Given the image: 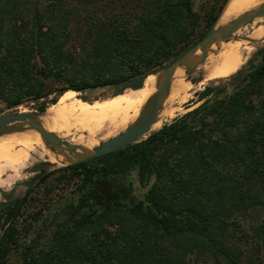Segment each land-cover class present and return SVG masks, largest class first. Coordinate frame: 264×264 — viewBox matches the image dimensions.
<instances>
[{"label": "trees", "instance_id": "16d2710c", "mask_svg": "<svg viewBox=\"0 0 264 264\" xmlns=\"http://www.w3.org/2000/svg\"><path fill=\"white\" fill-rule=\"evenodd\" d=\"M227 2L0 0V101L44 113L66 93L118 95L201 39ZM194 94L138 142L47 171L21 195L1 190L0 264H264V38ZM69 183L75 198L61 195Z\"/></svg>", "mask_w": 264, "mask_h": 264}, {"label": "bare ground", "instance_id": "6f19581e", "mask_svg": "<svg viewBox=\"0 0 264 264\" xmlns=\"http://www.w3.org/2000/svg\"><path fill=\"white\" fill-rule=\"evenodd\" d=\"M263 2L264 0H229L220 13L216 24L226 23L239 13L250 8L258 7ZM259 20L263 19L254 18L248 24L242 26L236 33L231 34L230 37L212 44L208 48L203 62L192 67L191 72L186 76L185 72L187 71V67L182 65L177 66L172 73L167 92L161 102V107L157 111L155 120L149 130L157 129L161 121L164 120V117L174 116L173 112L178 109H176L177 107H172V105L177 101L185 100V97L189 95V91L197 84L216 79L222 74L235 72L243 64L245 57L251 51V46H248L246 43V38L251 40L260 38L264 34V24L254 30L252 29L249 33H240L247 25L252 23L254 26ZM195 54H198V52ZM188 78H199V80L192 83ZM155 80L156 75L149 74L139 88L124 89L121 92L126 91L124 101L123 99L120 100V98H117L115 106L110 109L88 107L82 103L83 105L80 106H70L38 113L33 118L51 131L53 130L49 126L53 124L56 131L67 132L69 130L80 133V137L77 140L79 142L77 143L81 142L82 146L91 147L97 144L98 141L103 140L104 137L114 135L117 131L123 130L133 122L138 112L153 97ZM28 132L26 130L9 132L13 133L15 137L6 141L20 145L25 151L22 148L15 149L14 147H5L0 150V157L4 158L0 160L5 162L4 166H0V170L10 172L5 179H2L0 176V188L7 186L9 183H13L10 181L14 179L29 159V150L40 158L44 157V159L56 166L73 158V154L71 153H59L47 149L37 133L32 134ZM4 134H0V136ZM4 141L0 140V143Z\"/></svg>", "mask_w": 264, "mask_h": 264}, {"label": "water", "instance_id": "95a60500", "mask_svg": "<svg viewBox=\"0 0 264 264\" xmlns=\"http://www.w3.org/2000/svg\"><path fill=\"white\" fill-rule=\"evenodd\" d=\"M261 17H264V2L258 7L250 8L239 13L226 23L217 25L215 21L214 25L201 39L188 47L174 59L162 65L156 71L144 74L129 83V85L124 89H137L142 85L147 75H156L155 92L153 97L150 102L138 112L133 122L116 134L98 141L94 146L85 147L61 139L56 132L48 130L33 118V115L36 112L17 111L1 114L0 134L27 129L32 130L34 133L39 135L47 149L57 151L59 153L67 152L73 154V158L65 163H62L61 166L81 162L138 142L141 140L142 136H144L143 138L146 137L151 124L155 120L157 111L161 107L162 99L167 92L174 69L179 65L186 66V76L191 72L192 67H195L203 62L206 57L207 50L212 44L230 37L231 34L238 31L252 19ZM262 36L264 38V34ZM246 40L254 41L248 38H246ZM196 52H198V54H195ZM188 80L194 83L198 81L199 78H188ZM48 164L52 163L46 160L40 164L38 170L29 178V185L34 183L42 174L46 172L44 166Z\"/></svg>", "mask_w": 264, "mask_h": 264}, {"label": "rangeland", "instance_id": "374dc122", "mask_svg": "<svg viewBox=\"0 0 264 264\" xmlns=\"http://www.w3.org/2000/svg\"><path fill=\"white\" fill-rule=\"evenodd\" d=\"M206 1H208V0H193V8L195 10H198L199 11L200 6L203 5L204 2H206ZM228 2H229V0H228ZM227 3H226V5H227ZM225 6H224V8H225ZM261 19H263V20L257 21V23H255L254 26L252 25V23L249 24L250 26L247 25L242 30V32L240 34L249 33V32L252 31V29L254 30L257 27H261V25L264 24V17H261ZM262 41H263V36H261L260 38L254 40V41H247L246 42L248 44V46H251V51L249 52L248 56L245 57L244 62H243V64L241 66H245L246 60H248V59H250L252 57L253 53L262 45ZM215 53H217V52H215ZM229 75L230 74H222L219 77H217L216 79L207 80V81H205V82H203L201 84L200 83L197 84L192 90L189 91V93H188L189 95H187L185 97V100L184 99L182 100L183 102L182 101H177L178 103L175 102L172 105V107H174V108L177 107L176 109H178V110H175L173 112V115L174 116H172V117H164V120L161 121V123L159 124V127L163 123H168L172 118H174V117H176V116L184 113L185 111L189 110L190 108L194 107L198 103V102L195 101L196 100V96H195L194 93L197 90L202 89V86H204L205 84H208L209 82H213V84H216L217 82H219V80H223L225 77H227ZM113 90H114V88H112V87H101V88L94 89V90H90V91H86V92H75L76 95L74 93H66L65 96H64V98H63V100H62L63 101V106L61 108H67V107H70V106H80V105H83V104L84 105L98 106V107H102V108H106V109L113 108L115 106V102H116L117 98L118 99L120 98V100L123 99V101H124V99H125V93H126V91H124L123 93L118 94V96L117 95L111 96V93L113 92ZM79 96L81 98L85 99L86 101L90 102V103H86L84 101L79 100L78 99V98H80ZM113 97H114V99H113ZM59 102L60 101L58 100L57 103L55 102L56 104L54 103L55 104L54 105L55 108L60 109L59 107L61 106V104ZM119 103H120V101H119ZM37 104H38L37 102L27 100V101H24L22 104H20V105H18L16 107H13V108H5L4 105L2 104V102L0 101V115L1 114H5V113H9V112L21 111V112H36L33 115V116H36V115H38V113H37L38 111L36 110ZM111 104H112V106H111ZM51 106H52L51 104L50 105H47L46 108H50ZM54 110H56V109H54ZM49 127L53 131H55L57 133V135L61 139L66 140V141H69V142H71L73 144H76V145H81V142L80 143H77V142H79L77 140L80 137V133H75L74 131H69V130L67 132L56 131V128H55V126L53 124H51V126H49ZM26 131L27 132L29 131L32 134L34 133L32 130H29V129H27ZM119 131H117V132H119ZM150 131H153V130H149V132ZM14 137H15V135H13V133H8V134L1 135L0 136V140H5V141L2 142V143H0V150H2L5 147H11V148L14 147L15 149L22 148L18 144H14L12 142H6L7 140H11ZM108 137H110V136H106V137H104V139L105 138H108ZM143 137L144 136H142L141 139ZM28 154H29V159L27 161L28 164L26 163L19 170V172L14 177V179H12L10 181V182H13V183H9L10 185L8 184L7 186L0 188V191L1 190H3V191H9L10 189H12L13 190L12 191V195L13 196H16V195H21L26 190L27 183H28L29 178L39 168V166H34V165L37 164V163H39V162L46 161V159H44V157L43 158H40L38 155H36L35 153H33L31 150L28 151ZM0 159H4V158H1L0 157ZM4 165H5V162L3 160H0V166H4ZM58 166H61V165H57L56 166V165H53V164H48V165H45L44 168L46 169V172H47V171H50V170H52L54 168H57ZM9 174H10L9 171H6V170H2L1 171L0 170V176H1L2 179H5L7 177V175H9ZM129 180L131 181L132 187L134 188V190H133L134 194L137 195V196H140V194L143 191V187H141L138 184L137 178H136V174L135 173H131L129 175ZM61 186H60V188H61ZM63 187L64 188L60 190L61 195H63V196H69L70 198H75V195L76 194L75 193H72V192H74V191H72L73 190V187H74V185H72V183H69L66 187H65V185H63ZM57 190H59V187H56L54 189V191H52V194L55 195L54 196V199L57 197ZM2 199H3V197L0 195V200H2ZM253 217H254V215L252 214V217L251 218H253ZM251 218L249 217L248 219H251Z\"/></svg>", "mask_w": 264, "mask_h": 264}]
</instances>
